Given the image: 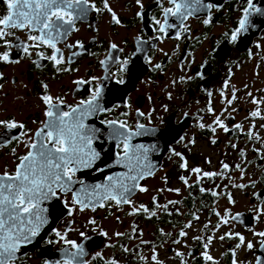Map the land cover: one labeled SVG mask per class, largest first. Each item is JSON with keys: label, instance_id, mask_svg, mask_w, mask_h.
Returning <instances> with one entry per match:
<instances>
[{"label": "flooded vegetation", "instance_id": "af4514ba", "mask_svg": "<svg viewBox=\"0 0 264 264\" xmlns=\"http://www.w3.org/2000/svg\"><path fill=\"white\" fill-rule=\"evenodd\" d=\"M90 2L100 11H89L86 18L76 21L78 30L57 44L65 61L61 65L36 55L37 52L52 54L44 46L29 48L30 56L15 47L18 41L32 43L27 39L30 34L27 29L13 30L14 35L7 38L13 45L7 50L12 59L20 62H0V120H15L25 128L0 127V172L15 170L17 158L27 151L22 141L34 136L45 120L41 96L60 97L65 105L75 106L80 100L89 99L98 84L102 89L101 106L108 111L90 118L87 123L104 133L108 129L101 120H123L132 129L138 122L149 129H159L155 136H136L131 140L133 145L150 149L148 161L154 168L152 175L138 181L147 191L137 188L131 194V204L117 206L113 201H105L103 208L80 211L71 204L70 193L61 200L53 199L46 205L49 223L29 249L20 248L16 264H45L46 261L54 264L62 259L64 244L48 243L58 239L54 230L67 232L68 240L83 244L88 253L85 259L90 264H155L153 255L161 264H212L204 259V252L217 264H232L233 259L237 264H255L258 255L264 256L260 247L262 238L253 235L254 231H264V215L254 219L257 210L264 211V159L261 158L264 157V119L253 118L250 113L257 109L251 103L253 97L264 100V18L253 17L256 26L231 43L225 33L230 35L237 27L244 0H204L214 5L209 12L189 16L184 21L187 31L170 17L169 23L177 27L166 28V34L158 31L160 25L153 18L163 23V8L171 7L167 0L159 3L140 0V4L137 0H107L111 13L104 9V0ZM255 2L264 7V0ZM112 13L119 24L113 21ZM5 14L6 5L0 0V16ZM208 16L211 20L205 24L203 21ZM77 42L83 48L75 47ZM112 44L116 49L111 48ZM5 50L0 47V52ZM124 60L128 64L126 71L121 72ZM93 77L96 79L92 80ZM117 79H123L124 83L117 84ZM78 80H92V83L77 85L74 82ZM233 91L237 98L228 104ZM259 110L264 116V103L259 104ZM139 112L144 115L139 116ZM217 116L231 131L226 133L214 124ZM201 123L215 127L216 132L209 127L200 128ZM235 124L242 128L235 129ZM21 132L28 135L21 136ZM17 136L19 141L14 139ZM213 139L216 143H212ZM94 146L104 149L96 167L114 164L115 153L119 151L114 141L105 139L103 145L97 142ZM207 152H217L214 159L221 167L222 181L235 178V182L219 186L222 190L207 188V177L203 176L207 171ZM175 153H180L184 160ZM185 161L186 168L181 167ZM223 164L229 167L225 169ZM194 168L202 172L193 173ZM229 168L241 172L237 170V175L229 177ZM124 171L119 166H110L97 172L94 167L77 172L74 180L82 179L85 185L103 184L108 175ZM181 177L187 179V185ZM193 183L195 186L190 188ZM75 188L80 185L76 184ZM212 192L217 195L213 196ZM166 193L177 194L179 198L173 200L176 203H170ZM161 199L165 201L163 204ZM65 200L73 208L71 215L64 206ZM141 205L156 215L150 216L143 210L129 214ZM226 214L228 223H221ZM237 214L236 220L231 219ZM91 220L95 224L89 223ZM171 228L176 230L175 234L165 236L160 243L156 232ZM181 231L186 235L180 236ZM81 232L89 239L81 237ZM101 232L107 235H100ZM228 232L244 236L254 248L248 250L246 245L236 248L238 237L221 240ZM161 247H165L163 254H160Z\"/></svg>", "mask_w": 264, "mask_h": 264}, {"label": "snow or ice", "instance_id": "6c2138e0", "mask_svg": "<svg viewBox=\"0 0 264 264\" xmlns=\"http://www.w3.org/2000/svg\"><path fill=\"white\" fill-rule=\"evenodd\" d=\"M2 2L6 5V14L0 16V47L6 50L0 52V62L4 63L20 62L19 59H12L10 51L7 50L13 47L7 38L14 35L13 30L27 29L30 33L27 39L32 43L18 41L15 45L22 54L30 56L29 48L44 46L51 49L52 54L46 56L44 52H37L36 55L41 60H51L57 66L63 64L65 62L64 56L57 44L72 31L78 30L75 28L76 21L86 18L89 11H100L90 0H2ZM167 2L171 7L163 8V23L153 18L154 23L160 25L158 31L165 34L166 28L177 27L176 24L169 23L170 17L175 18L180 28L187 31L184 21L189 16L200 12H209L214 7L210 3H204V0H167ZM137 4H140V0H137ZM141 7L143 6L141 5ZM104 9L110 13L112 12L107 0H104ZM253 17L264 18V7L258 6L255 0H244L237 27L230 35L225 33L231 43H236L243 34L256 26ZM112 19L116 24L120 23L115 13H112ZM210 20L211 17L208 16L203 22L208 24ZM33 32L37 34L32 35ZM176 38L179 39V36ZM68 47L71 48L73 45H68ZM75 47L83 48V44L77 42ZM116 47L115 44L111 45L112 49H116ZM77 54L73 53V55ZM101 64H104V61H101ZM127 64V60L122 62L121 72L126 71ZM156 67L159 68L160 65H156ZM58 70L60 69L58 68ZM197 75L203 78L202 74L197 73ZM0 78H2V75H0ZM95 79V77L92 78V80ZM183 79L182 77L181 80ZM92 80H78L74 83L77 85L91 84ZM116 83L123 84L124 81L123 79H117ZM227 86V82H225V87ZM44 88L47 91V85H44ZM221 95L223 96L224 93L221 92ZM248 95L252 96L251 93ZM236 98L235 91H233L228 104H231ZM101 99L102 89L99 84L91 93L89 99L80 100L75 106L65 105L60 97L54 98L47 94L41 96V100L45 105V120L34 133V136H30L28 141H22L27 151L23 156L17 158L18 163L15 170L9 172L5 169L0 172V264H16L17 253L20 248L32 244L36 237L40 235L49 223V208L46 205L53 199L61 200L63 196L70 193L71 204L78 206L80 211L88 208L95 211L97 207L103 208L105 201H113L117 206L131 204V194L137 188L141 192L147 191V188L140 186L138 181L152 175L154 165L148 161L150 149L143 145H133L131 140L136 136H155L160 130L156 128L149 129L139 122L132 129L123 120H101L100 123L108 129L107 133H104L101 128L87 123L90 118L108 111V109L101 106ZM251 103L257 105V109L250 113L251 117L264 119L259 110V104L264 103V100L258 101L253 97ZM208 111L211 112L212 109L209 108ZM138 115L143 116L144 113L139 112ZM214 124L226 133L231 131L219 116L216 117ZM0 127L8 130H23L25 125L15 120H0ZM199 127L202 129L209 127L213 133L216 132V128L211 125L206 126L201 123ZM234 128L241 129L242 126L235 124ZM160 134L163 135V133ZM20 135L26 136L28 133L21 132ZM248 135L250 138L252 137L251 132ZM256 138L259 139V137ZM14 139L19 141L20 137L17 136ZM105 139L108 142L114 141L119 151L115 153L113 165L106 164L105 167H96L101 160L104 149H98L94 144L98 142L103 145ZM212 143H216V140L213 139ZM151 150L154 151L155 146ZM175 154L180 156L181 160H184L180 153ZM261 158L264 159V157ZM186 165L187 162L185 161L181 167L186 168ZM110 166H119L126 169V171L108 175L106 183L103 184L85 185L82 179L74 180L76 173L84 169L95 167L97 172H101ZM228 167L227 164H223V168L227 169ZM191 171L196 174L202 172L200 168H194ZM216 175L218 174L213 172H203V176L209 178ZM199 178L198 175L197 179L199 180ZM181 180L187 185L188 181L185 177H181ZM76 184H79L80 188L76 189ZM239 187H244V185H239ZM201 191L203 192L204 189H201ZM212 195L217 194L212 192ZM229 200L231 202L230 196ZM153 202L155 203V198H153ZM63 203L65 208L68 209V214L71 215L73 208L68 206V201L65 200ZM170 203L174 204L176 202L172 201ZM139 210L149 213L150 216L156 215L154 211H150L143 205L139 208L134 207L133 212L129 214H135ZM217 215L220 214L217 213ZM227 215L222 218L221 223H228ZM260 215H264V211L257 210L254 219H259ZM238 217L239 214L232 216L231 219L236 220ZM89 223L95 224V221L91 220ZM188 226L190 225H186V227ZM217 228H219V224ZM54 232L58 239L48 241V243L62 242L64 244L62 249L64 255L62 259L55 261L54 264H90L85 259L88 253L83 244L68 240L66 238L67 232L61 233L58 230H54ZM80 235L85 240L89 239L83 232ZM100 235L107 234L101 232ZM117 235L123 234L117 233ZM185 235V232H180V236ZM253 235L262 238L260 239V247L261 251L264 252V231H254ZM225 237L229 239L238 237L236 248L245 245L248 250L254 248L253 243L246 242L245 237L239 233L228 232L220 239L224 240ZM176 242L179 243V241ZM142 243L147 242L142 241ZM208 243H211V238H209ZM127 250L125 249V251ZM177 255L180 256L181 253H177ZM232 255L235 256L234 251ZM97 256H99V253H97ZM203 256L206 261L217 264L207 252H204ZM152 260L155 264H161L155 255H153ZM45 264H48V262L46 261ZM112 264H115V262H112ZM232 264H237V261L233 259ZM255 264H264V256L258 255Z\"/></svg>", "mask_w": 264, "mask_h": 264}, {"label": "rangeland", "instance_id": "374dc122", "mask_svg": "<svg viewBox=\"0 0 264 264\" xmlns=\"http://www.w3.org/2000/svg\"><path fill=\"white\" fill-rule=\"evenodd\" d=\"M208 154V162H207V171L206 172H213V173H217L218 175L214 176V177H207V183H206V186L207 188L209 189H218L219 186L221 187H225L228 183L230 182H235V178H229L228 180L226 181H222L223 180V174L221 172V167L216 163L215 159H214V156L217 155V152H207ZM230 170L228 171V174H229V177H231L232 175H237V172H241L239 169H235V168H229ZM238 170V171H237ZM204 184V182L202 181V185ZM198 185L199 187L200 186V183L198 182ZM193 186H195V183L191 184L190 185V188H192ZM222 190V188H219ZM166 198L167 199H170V202L179 198V196L177 194H174V193H170V194H165ZM165 201L163 199L160 200V203L163 204ZM177 220V219H176ZM175 220V221H176ZM175 231L174 229H165L164 231L158 233V238H159V241L160 243H162V241L165 239V236L167 235H172L173 233L175 234ZM167 244V243H166ZM169 245V244H168ZM165 247H161L160 249V254H163L165 251L164 249ZM181 248L183 249L184 246L181 245Z\"/></svg>", "mask_w": 264, "mask_h": 264}, {"label": "water", "instance_id": "95a60500", "mask_svg": "<svg viewBox=\"0 0 264 264\" xmlns=\"http://www.w3.org/2000/svg\"><path fill=\"white\" fill-rule=\"evenodd\" d=\"M30 245H31V244H29V245H24L23 248L27 249Z\"/></svg>", "mask_w": 264, "mask_h": 264}, {"label": "trees", "instance_id": "16d2710c", "mask_svg": "<svg viewBox=\"0 0 264 264\" xmlns=\"http://www.w3.org/2000/svg\"><path fill=\"white\" fill-rule=\"evenodd\" d=\"M165 241H166V240H165ZM165 241H164V242H165Z\"/></svg>", "mask_w": 264, "mask_h": 264}, {"label": "bare ground", "instance_id": "6f19581e", "mask_svg": "<svg viewBox=\"0 0 264 264\" xmlns=\"http://www.w3.org/2000/svg\"><path fill=\"white\" fill-rule=\"evenodd\" d=\"M29 249V248H28Z\"/></svg>", "mask_w": 264, "mask_h": 264}]
</instances>
